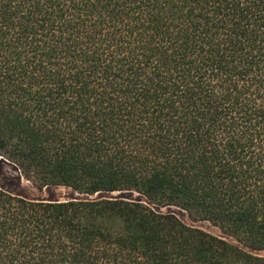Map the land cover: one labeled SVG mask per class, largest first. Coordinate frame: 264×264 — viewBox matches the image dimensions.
I'll use <instances>...</instances> for the list:
<instances>
[{"label": "trees", "instance_id": "obj_1", "mask_svg": "<svg viewBox=\"0 0 264 264\" xmlns=\"http://www.w3.org/2000/svg\"><path fill=\"white\" fill-rule=\"evenodd\" d=\"M3 164L78 196L0 187V264H264V0H0Z\"/></svg>", "mask_w": 264, "mask_h": 264}, {"label": "rangeland", "instance_id": "obj_2", "mask_svg": "<svg viewBox=\"0 0 264 264\" xmlns=\"http://www.w3.org/2000/svg\"><path fill=\"white\" fill-rule=\"evenodd\" d=\"M0 187L14 194H21L32 199H67L72 196H78V194L73 193L70 188L60 185L47 186L41 191H38L32 186L30 182L20 177L18 171L15 168L8 164L0 165ZM103 194L107 196H119L134 200L143 199V197L134 191H115ZM153 208L160 212H172L188 225L198 227L214 235L221 236L228 241L234 242L231 237L223 234L218 227L212 225L210 222L205 220L192 221L187 216V213L178 207H158L153 205ZM259 253L264 255V251H260Z\"/></svg>", "mask_w": 264, "mask_h": 264}]
</instances>
